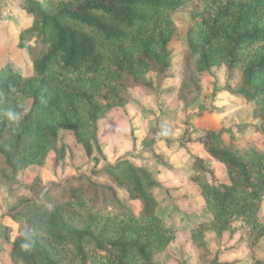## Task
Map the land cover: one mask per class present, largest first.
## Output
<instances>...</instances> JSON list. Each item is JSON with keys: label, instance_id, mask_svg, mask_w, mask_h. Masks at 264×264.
Returning <instances> with one entry per match:
<instances>
[{"label": "trees", "instance_id": "1", "mask_svg": "<svg viewBox=\"0 0 264 264\" xmlns=\"http://www.w3.org/2000/svg\"><path fill=\"white\" fill-rule=\"evenodd\" d=\"M23 8L35 20L27 32L34 41L28 50L32 74L22 75L11 65L0 69L6 167L13 173L42 167L51 153L63 161V130L87 157L95 149L100 154L99 122L132 102L129 90L150 92V75L159 84L166 78L172 68L169 46L179 35L174 16L187 14L185 85L196 87L193 71L241 70L238 93L258 109L256 134L262 142L226 146L213 132L199 139L208 155L224 165L228 180L213 178L208 184L197 179L210 218L190 229L191 238L203 251L207 233L233 234L240 222L247 229L250 264H264L257 257L264 240L259 217L264 204V0H25ZM133 172L137 175L120 187L127 186L131 202L146 207L141 219L125 217L114 207L98 210V202L89 198L77 201L83 195L75 194L74 186L68 188L69 199L47 208L22 199L9 214L25 224L12 246V264H167L157 257L176 239L177 229L154 219V198L144 191L149 175L135 167ZM86 180L72 177L42 192L51 198L58 187Z\"/></svg>", "mask_w": 264, "mask_h": 264}, {"label": "rangeland", "instance_id": "2", "mask_svg": "<svg viewBox=\"0 0 264 264\" xmlns=\"http://www.w3.org/2000/svg\"><path fill=\"white\" fill-rule=\"evenodd\" d=\"M24 2L0 0V69L11 65L14 70L30 75L28 50L34 41L27 32L32 30L35 20L23 8ZM174 18L179 35L169 46L170 72L161 84L156 75H150L154 81L150 92L129 90L132 102L113 110L99 122L100 154L95 149L87 157L73 135L63 130L60 132V146L66 152L63 161L58 162L56 154L51 153L44 166L13 173L5 165L8 142L0 136V249L4 256L9 247L12 252L13 240L22 236L25 229L24 222L13 228L4 225L11 218L10 212L24 198L34 201L35 206L47 208L69 199L68 188L74 186L75 194L83 195L77 201L89 198L90 203L98 202V210L114 207L125 217L135 215L141 219L146 207L140 201L131 202L127 186L120 187L128 177L137 175L133 172L135 167L149 175L144 191L154 198V219L177 229L176 239L158 259L167 264H214L215 260L218 264L251 263L253 255L247 246V229L240 222L236 223L233 234L225 232L217 237L213 232L207 233L203 251L193 243L190 229L210 218L197 179L208 184H213V178L221 183L228 180L224 165L208 155L199 139L206 132H213L226 146L261 144L256 134L259 112L238 93L242 86L241 70L232 74L226 67L202 74L193 71L196 87L185 85L189 16L177 13ZM30 106L31 101L27 110ZM111 166L118 167L111 170ZM78 176L90 180L60 186L51 198L42 192ZM150 182L153 188L147 187ZM259 217L264 223V204ZM257 257L264 258V240L258 245Z\"/></svg>", "mask_w": 264, "mask_h": 264}, {"label": "crops", "instance_id": "3", "mask_svg": "<svg viewBox=\"0 0 264 264\" xmlns=\"http://www.w3.org/2000/svg\"><path fill=\"white\" fill-rule=\"evenodd\" d=\"M28 57H29V53H28ZM30 59V58H29ZM16 71V70H15ZM18 72V71H17ZM18 73H20V72H18ZM20 74H22V73H20ZM32 74V73H31ZM30 74V75H31ZM22 75H24V74H22ZM106 119V118H105ZM103 121V120H102ZM225 183H227V182H225ZM203 200V199H202ZM204 202V201H203ZM204 204H205V202H204ZM3 224H4V222H3ZM2 224V225H3ZM20 224H22V223H18V222H15L13 219H11V218H9V222H7V224H4L5 226H6V228H13L14 227V225H17L18 227L20 226ZM17 238H19V237H17ZM17 238H15V240L17 239ZM15 240H13V243H14V241ZM12 241V240H11ZM11 246H13V245H11ZM3 261H4V263H3ZM0 264H12V262H11V250H10V247H9V250H8V252L5 254V256H4V252L0 249Z\"/></svg>", "mask_w": 264, "mask_h": 264}]
</instances>
